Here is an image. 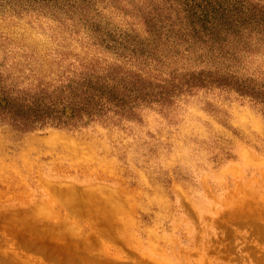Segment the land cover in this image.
Wrapping results in <instances>:
<instances>
[{"label":"rangeland","instance_id":"obj_1","mask_svg":"<svg viewBox=\"0 0 264 264\" xmlns=\"http://www.w3.org/2000/svg\"><path fill=\"white\" fill-rule=\"evenodd\" d=\"M163 3L0 0L5 84L99 80L126 105L0 120V264H264V98L236 83L264 91V45L231 59L153 35Z\"/></svg>","mask_w":264,"mask_h":264},{"label":"trees","instance_id":"obj_2","mask_svg":"<svg viewBox=\"0 0 264 264\" xmlns=\"http://www.w3.org/2000/svg\"><path fill=\"white\" fill-rule=\"evenodd\" d=\"M149 14L147 24L153 35L164 37L166 33L191 50L204 49L234 59L244 49L264 45L262 0H164L163 5L152 6ZM236 83L241 91L264 98L260 88ZM123 96L114 86L93 79L36 92L15 90L0 79V120L23 129L74 128L110 111L122 113L126 110Z\"/></svg>","mask_w":264,"mask_h":264},{"label":"bare ground","instance_id":"obj_3","mask_svg":"<svg viewBox=\"0 0 264 264\" xmlns=\"http://www.w3.org/2000/svg\"><path fill=\"white\" fill-rule=\"evenodd\" d=\"M16 216H17L16 218L21 217L20 215H16ZM52 227H53V226H52ZM68 227H70V225H67V229H68ZM70 229H73L72 226H71ZM70 231H72V230H69V231L67 230V232H65V233H68V232H70ZM73 231H74V229H73ZM63 233H64V232H63Z\"/></svg>","mask_w":264,"mask_h":264}]
</instances>
